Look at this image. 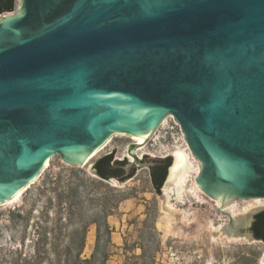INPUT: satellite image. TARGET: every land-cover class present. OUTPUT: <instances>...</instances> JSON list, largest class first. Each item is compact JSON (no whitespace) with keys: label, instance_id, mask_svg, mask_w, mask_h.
Segmentation results:
<instances>
[{"label":"water","instance_id":"water-1","mask_svg":"<svg viewBox=\"0 0 264 264\" xmlns=\"http://www.w3.org/2000/svg\"><path fill=\"white\" fill-rule=\"evenodd\" d=\"M18 2L0 15V205L54 156L84 165L167 116L207 198H264V0ZM140 147L126 174L143 166ZM256 214L227 229L248 231Z\"/></svg>","mask_w":264,"mask_h":264},{"label":"rangeland","instance_id":"rangeland-1","mask_svg":"<svg viewBox=\"0 0 264 264\" xmlns=\"http://www.w3.org/2000/svg\"><path fill=\"white\" fill-rule=\"evenodd\" d=\"M18 1L14 0L13 11L8 13L16 11ZM164 119L165 123L135 150L143 166L136 169L133 178L124 182L114 178L102 180L91 167L96 159L111 152L116 160L133 161L128 148L135 142L126 135L111 137L87 165H66L59 156H54L41 176L16 202L0 205V264H50L47 258L41 260L42 254L37 253L41 243L39 229L33 222L45 206L50 217L55 215L57 194L65 191L66 195L67 186L76 187L82 202L81 214L76 208L70 224L78 225L96 215L109 214L106 222L113 229V247L107 264H153L152 257L154 264H264V241L252 239L250 228L241 234L227 229L230 224L241 221L246 227L254 213L264 210V205L245 214L241 209L248 204L239 201L245 199H234L237 215L232 217L230 213L229 216L218 213V207L204 194V203L186 200L179 203L172 195L165 199L163 187L155 190L146 163L165 157H170L172 163V151L188 147L173 117ZM165 201L175 208V213L165 209ZM60 224L63 232L69 228L65 213ZM64 240L61 236L60 242ZM94 240L95 226L90 225L83 257L87 258L92 252ZM139 247L144 251L142 258Z\"/></svg>","mask_w":264,"mask_h":264},{"label":"trees","instance_id":"trees-1","mask_svg":"<svg viewBox=\"0 0 264 264\" xmlns=\"http://www.w3.org/2000/svg\"><path fill=\"white\" fill-rule=\"evenodd\" d=\"M13 8L14 0H0V15L13 11ZM170 163V157H165L154 161L149 167L150 180L155 190L158 191L161 188ZM126 164L127 162L124 159L120 161L114 159V153L111 152L96 159L91 168L94 174L102 180L108 181L114 178L119 182H124L129 180V178H133L137 169L132 167L126 174L124 169ZM71 173L73 174L74 172ZM55 182L59 183V177L55 178ZM96 183L98 182L94 184ZM64 192L57 194L58 210L53 217H50L45 206L39 213V217L33 222L34 226L39 229L41 246L37 249V253L42 254L41 260L47 258L50 264H107L112 255L110 249L113 247L111 241L113 229L106 222L109 214L96 215L91 220L72 225L70 223L73 221L72 218L76 208L78 214H81L82 202L77 196L76 187L67 186L66 195ZM65 199H68V201L65 202ZM63 213L66 214L67 223L70 224L69 228L66 231L64 230V232L60 224ZM90 225L95 226V240L92 252L85 258L83 257V251ZM250 232L254 238L264 241V210L254 216ZM61 236L65 238L64 243L60 242ZM139 248L141 250L140 257L142 258L144 251L142 247ZM50 254L53 255V258H49ZM152 262L154 264V257H152Z\"/></svg>","mask_w":264,"mask_h":264},{"label":"bare ground","instance_id":"bare-ground-1","mask_svg":"<svg viewBox=\"0 0 264 264\" xmlns=\"http://www.w3.org/2000/svg\"><path fill=\"white\" fill-rule=\"evenodd\" d=\"M19 6V5H17ZM15 13V12H14ZM14 13H4L2 14L3 17H8L14 15ZM165 123V119H163L160 125H163ZM155 130H153L152 134L146 138V139H138L136 137L126 135L130 139H132L137 145H144L146 141L153 135ZM120 135V134H118ZM116 136V135H115ZM110 139L107 140V142L93 151V153L87 157V159L84 161V165H87L89 161L100 151L102 150ZM187 147V145H186ZM139 149V148H138ZM137 150V149H136ZM188 147L186 149L182 148H176L172 151V157L173 161L169 167V173L166 180V183L163 185V194L166 197L165 199H168L171 195L175 198L176 201L179 203L183 202L184 200L188 202H198V203H204L205 202V196L201 192L199 186L197 185L195 179L200 171V164L198 161H196L192 156V154L187 153ZM141 155V154H140ZM139 156V155H138ZM129 159H131L129 157ZM50 160H47L44 163L42 172L44 169H46L49 166ZM192 175L193 178L190 177ZM29 187V185L25 186L21 190H19L15 195L8 200L7 202L3 203L2 205H7L9 203L16 202L23 192ZM236 200L228 201L227 203L221 205V203L217 200L213 201L215 207H224L223 209L230 213L232 217H235L237 215L236 210V204H234ZM243 203H246L248 205L244 206L241 209L242 213H248L249 211H254L255 208H259L264 205V199L263 198H249L248 200H239ZM241 202V203H242ZM167 202L165 201L164 204ZM164 207V206H163ZM165 209L168 210L170 213H175V208L171 206L169 203L165 206Z\"/></svg>","mask_w":264,"mask_h":264},{"label":"crops","instance_id":"crops-1","mask_svg":"<svg viewBox=\"0 0 264 264\" xmlns=\"http://www.w3.org/2000/svg\"><path fill=\"white\" fill-rule=\"evenodd\" d=\"M113 234V233H112ZM114 242V241H113ZM123 242V241H122Z\"/></svg>","mask_w":264,"mask_h":264}]
</instances>
